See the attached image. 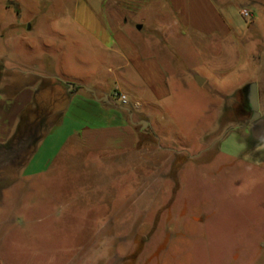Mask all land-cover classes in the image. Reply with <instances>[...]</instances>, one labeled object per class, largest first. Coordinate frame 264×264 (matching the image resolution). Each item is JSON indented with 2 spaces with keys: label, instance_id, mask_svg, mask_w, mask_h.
Wrapping results in <instances>:
<instances>
[{
  "label": "rangeland",
  "instance_id": "374dc122",
  "mask_svg": "<svg viewBox=\"0 0 264 264\" xmlns=\"http://www.w3.org/2000/svg\"><path fill=\"white\" fill-rule=\"evenodd\" d=\"M76 1L0 0V101L56 77L108 94L120 87L136 101L134 78L111 70L107 34L102 46L88 44L89 57L69 49L66 25L76 16L67 8ZM227 1L232 12L253 13L238 39L191 36L165 5L123 3L124 36L157 53L171 87L136 127L134 147L83 153L70 141L118 116L82 90L35 148L0 147L4 264H264V130L253 135L241 109V90L257 84L264 124V0Z\"/></svg>",
  "mask_w": 264,
  "mask_h": 264
},
{
  "label": "crops",
  "instance_id": "0c3cea01",
  "mask_svg": "<svg viewBox=\"0 0 264 264\" xmlns=\"http://www.w3.org/2000/svg\"><path fill=\"white\" fill-rule=\"evenodd\" d=\"M140 3L144 5H165L168 11L174 16L175 23L183 30L185 34L197 37L217 36L222 40L238 39L247 31L246 22L240 16L242 7H238L236 12H232L231 1L227 0H77L70 9L76 16L66 25V38L62 34L57 36L65 41L69 49H74L78 53H88V57L92 50L88 44L95 42L102 46L101 34H107L109 41L114 47L104 46L103 48L109 52V57L114 61V67L111 69L117 75H131L133 82L129 84L132 92L131 96L141 103L139 110H132L133 121L149 122L147 116L156 106L170 96V85L167 71L157 53L151 49L146 51L134 45L127 37L124 36V25L127 23L128 9L123 3ZM66 9V10H67ZM88 14L95 18L99 30H93L88 20L85 19ZM124 14V16H123ZM80 16V20L77 19ZM239 17L236 21L235 18ZM60 32V31H59ZM154 42H152V45ZM151 45V46H152ZM155 48H157V40ZM153 45V46H154ZM174 49V48H173ZM95 51V50H94ZM55 73V71H54ZM56 74V73H55ZM58 81L73 84V87L67 92H71L70 99L78 92L84 91L91 99L107 104L108 107L117 111L118 116L115 117L113 125L105 129L89 130L82 129L71 137L70 141L78 143L79 150L83 153H93L117 144L120 151L127 150L135 146L138 136L136 127L129 121L126 112L119 109L121 105L114 103L112 94L114 90L127 95L128 93L120 87L112 89V93L108 94L107 90L100 88L97 84L90 85L86 81L77 80L70 77H56ZM206 83V81H205ZM204 83V84H205ZM79 86H81L79 88ZM85 88L94 91L93 96ZM140 93V94H139ZM139 94V95H138ZM45 92H38L37 89L26 87L20 90L9 103L0 101V145H5L13 135L18 116L26 107L29 106L33 97L41 100L45 97ZM109 96L111 100L108 101ZM128 96V95H127ZM129 98V97H128ZM130 100V99H129ZM131 101V100H130ZM134 102V101H131ZM67 108L64 111L66 113ZM62 120V119H61ZM141 130V127H140ZM40 140H43L42 138ZM39 140V141H40ZM44 141V140H43ZM28 165V160L22 166ZM0 264H4L0 257Z\"/></svg>",
  "mask_w": 264,
  "mask_h": 264
},
{
  "label": "trees",
  "instance_id": "16d2710c",
  "mask_svg": "<svg viewBox=\"0 0 264 264\" xmlns=\"http://www.w3.org/2000/svg\"><path fill=\"white\" fill-rule=\"evenodd\" d=\"M38 92L46 93L43 100L36 96L33 97L29 106L19 114L13 135L5 145H0V147L12 151L10 146L17 142L18 154L24 149H29L32 143L33 149L49 128L60 123L61 117L69 104L71 92L68 93L67 87L58 80L52 82L42 80L37 88ZM18 159V162H21L20 157L15 161L17 162ZM26 161L27 157L22 161L23 165Z\"/></svg>",
  "mask_w": 264,
  "mask_h": 264
},
{
  "label": "water",
  "instance_id": "95a60500",
  "mask_svg": "<svg viewBox=\"0 0 264 264\" xmlns=\"http://www.w3.org/2000/svg\"><path fill=\"white\" fill-rule=\"evenodd\" d=\"M29 28V27H28ZM141 26L138 25L137 26V29L138 30H141ZM195 79V82L196 84L201 87L203 86V84L205 83V79L204 78H201L200 76H195L194 77ZM63 85H65L67 87L68 90H70L72 87H73V84L71 83H67V82H62ZM87 91H89L93 96H95V93L93 90H91L90 88H85ZM243 93H245L247 99H248V102H249V105H250V109L251 111L253 112V116L251 117V120L250 121H253L257 118H259L260 116V113H259V103H258V88H257V84L255 83H249L247 84L246 86H244V88L241 90ZM95 100H97L95 98ZM120 110L126 112L129 116V121L131 124L133 125H139L141 127V129H144L146 126H147V122L142 120V121H139V122H135L133 121V113L132 111L125 107V106H120L119 107ZM234 127H231L230 129H233ZM229 131V129L227 130V132Z\"/></svg>",
  "mask_w": 264,
  "mask_h": 264
},
{
  "label": "built area",
  "instance_id": "2783aa9c",
  "mask_svg": "<svg viewBox=\"0 0 264 264\" xmlns=\"http://www.w3.org/2000/svg\"><path fill=\"white\" fill-rule=\"evenodd\" d=\"M240 16L242 17V19L244 21H250L253 18V13L250 9L247 8H243L240 10ZM113 99L121 106H125V107H129L132 110H139L141 108V105L139 102L134 101L131 102L129 100V98L127 97V95L120 93V92H116L113 94Z\"/></svg>",
  "mask_w": 264,
  "mask_h": 264
},
{
  "label": "flooded vegetation",
  "instance_id": "af4514ba",
  "mask_svg": "<svg viewBox=\"0 0 264 264\" xmlns=\"http://www.w3.org/2000/svg\"><path fill=\"white\" fill-rule=\"evenodd\" d=\"M241 95H242V111L247 114L249 116V119H248V125H250V128L252 130V134L255 135L257 138L259 137V135L263 132L264 130V124L262 123V120H261V114L259 116V118L253 120V121H250L251 120V117L253 116V112L251 111L250 109V105H249V102H248V99L245 95V93H243L241 91ZM115 101V100H114ZM114 103L117 104V102L115 101ZM259 103V102H258ZM223 140V139H222ZM221 140V141H222ZM208 150V148H207Z\"/></svg>",
  "mask_w": 264,
  "mask_h": 264
}]
</instances>
